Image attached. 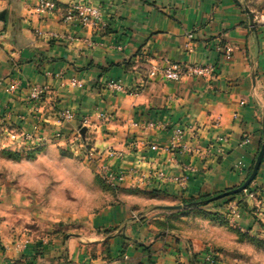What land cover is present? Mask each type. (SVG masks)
I'll list each match as a JSON object with an SVG mask.
<instances>
[{
  "label": "crops",
  "instance_id": "obj_1",
  "mask_svg": "<svg viewBox=\"0 0 264 264\" xmlns=\"http://www.w3.org/2000/svg\"><path fill=\"white\" fill-rule=\"evenodd\" d=\"M38 1L0 0V131L13 141L66 148L88 116L82 133L96 152L95 170L106 166L126 176L109 185L115 200L91 213L55 211L1 186L0 264H201L210 254L215 264H244L213 238L218 228L207 220L135 215L214 196L241 185L251 171L264 114V0H52L56 9L44 13ZM78 1L99 5L104 25L64 21L65 7ZM171 63L215 69L179 81L148 77L152 66ZM110 80L140 90L112 91L105 87ZM34 84L48 88L41 100L29 98ZM65 109L75 118L62 120ZM147 121L167 127L147 130ZM175 126L185 134L173 146ZM158 169L163 178L155 176ZM250 188L256 195L239 203L238 223L264 234V156Z\"/></svg>",
  "mask_w": 264,
  "mask_h": 264
},
{
  "label": "rangeland",
  "instance_id": "obj_2",
  "mask_svg": "<svg viewBox=\"0 0 264 264\" xmlns=\"http://www.w3.org/2000/svg\"><path fill=\"white\" fill-rule=\"evenodd\" d=\"M49 144L13 141L0 131V187L19 188L41 205L59 212L91 213L115 200L116 191L99 176L92 159L83 157L74 146L54 145L51 149ZM245 195L242 191L237 196L228 195L182 210L154 214L176 215L187 224L189 220H207L218 228L212 236L227 246L229 256L244 264H264V234H250L238 223V205ZM251 212L256 219V211ZM208 262L215 264L213 255Z\"/></svg>",
  "mask_w": 264,
  "mask_h": 264
},
{
  "label": "built area",
  "instance_id": "obj_3",
  "mask_svg": "<svg viewBox=\"0 0 264 264\" xmlns=\"http://www.w3.org/2000/svg\"><path fill=\"white\" fill-rule=\"evenodd\" d=\"M56 3L52 0H39L36 6V10L39 13H44L47 11H54L56 9ZM62 18L64 21L67 22H75L78 25H85L88 23H94L98 26L104 25L102 20V9L99 5H94L89 2H71L69 3L63 13ZM190 36V34H189ZM123 48L122 45L117 46L118 50ZM215 66L213 64H200V63H171L165 66H152L150 68L149 76H158L160 78H164L171 81H179L184 76H192V77H206L211 75L214 72ZM144 79V78H143ZM142 80V79H141ZM142 83V81H140ZM72 85L82 87V84L78 80H71ZM105 87L117 92H128L130 94L136 95L140 90V84H135L131 88H127L123 85V83L119 80H110L105 83ZM48 88L45 85L34 84L30 88L29 98L33 101L41 100L43 94L46 92ZM62 120H72L75 118L74 112L69 109L62 110L60 113ZM96 116L100 120H109L110 114L108 112L102 110H96ZM90 123V118L88 116H84L81 119L80 126L75 130V143L74 148L78 150L83 157L88 159L95 158L96 152L91 147L90 142L88 139L83 135V126H86ZM142 127L147 130H163L167 127L165 123L162 122H154V121H147L142 124ZM172 140L171 144L176 146L179 144L185 134V129L181 126H175L172 129ZM59 136V135H57ZM31 135H26V139H30ZM218 140H222V138H218ZM156 144L151 145V149H156ZM99 176L110 186H114L117 183L123 182L125 179L126 173L125 172H114L108 169L106 166H100L98 168ZM156 177L163 178L164 172L160 169L155 170L154 172ZM178 179V184L183 186L184 182L187 180V174L184 173ZM249 197H255L256 191H247L244 190ZM260 193H264V188L260 190ZM213 254L207 255L201 261V264H209V258L212 257ZM180 264V263H174Z\"/></svg>",
  "mask_w": 264,
  "mask_h": 264
},
{
  "label": "water",
  "instance_id": "obj_4",
  "mask_svg": "<svg viewBox=\"0 0 264 264\" xmlns=\"http://www.w3.org/2000/svg\"><path fill=\"white\" fill-rule=\"evenodd\" d=\"M246 12L248 13L250 24L252 26H254L253 14L249 11L248 8H246ZM0 20L1 21L4 20V12L3 11L0 12ZM263 156H264V114H263V118H262V138H261V142H260V147H259V150H258L257 155L255 157L251 171H250L249 175L247 176V178L242 182L241 185H239L235 188L220 192L214 196H211V197L203 199V200H196V201L177 203V204H156V205H152V206H149L146 209L138 212L135 215V217L141 218L143 215L150 213V212H154V211H165V212L178 211V210H182V209H185L188 207H193V206H197L200 204L209 203L211 201L217 200L219 198H222V197H225L228 195L240 193L241 191H244L251 184V182L254 180V178L258 172L259 166L263 160Z\"/></svg>",
  "mask_w": 264,
  "mask_h": 264
},
{
  "label": "trees",
  "instance_id": "obj_5",
  "mask_svg": "<svg viewBox=\"0 0 264 264\" xmlns=\"http://www.w3.org/2000/svg\"><path fill=\"white\" fill-rule=\"evenodd\" d=\"M82 131H83V129H82ZM250 173V172H249ZM249 173L247 174V176L249 175ZM247 176H246V178H247ZM107 184V183H106ZM108 185V184H107ZM246 190L247 191H253V190H255V189H252V188H250V185L246 188ZM242 193V191L240 192V193H237V194H233L234 196H237V195H239V194H241ZM233 195H231V196H233ZM209 197H211V195H201V196H199V197H197V198H190V199H183V200H181L183 203H185V202H190V201H196V200H203V199H206V198H209ZM226 197V196H225ZM222 198H224V197H222ZM219 199H221V198H219ZM219 199H217V200H219ZM215 201V200H214ZM212 202V201H211Z\"/></svg>",
  "mask_w": 264,
  "mask_h": 264
}]
</instances>
